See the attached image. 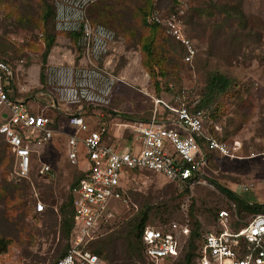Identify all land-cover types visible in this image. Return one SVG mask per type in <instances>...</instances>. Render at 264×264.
I'll list each match as a JSON object with an SVG mask.
<instances>
[{
    "label": "rangeland",
    "instance_id": "obj_1",
    "mask_svg": "<svg viewBox=\"0 0 264 264\" xmlns=\"http://www.w3.org/2000/svg\"><path fill=\"white\" fill-rule=\"evenodd\" d=\"M48 1L53 8L55 0ZM107 1L118 0H96L86 11L87 18L91 21L97 7ZM131 1L126 2L131 6L124 3L131 11L126 10L122 26L97 20L115 33L111 50L97 62L100 69L121 79L113 86L110 106L83 105L68 109L57 103L53 87L47 83H52L54 70L60 67L73 70L75 75L80 68H86L70 32L56 30L54 18L46 22L43 0H0V56L19 69L16 97L24 100L31 111L56 118V126L63 125L68 133V119L73 114L80 113L93 127L100 123L114 132L118 129L116 124L130 121L129 117L150 118L157 97L170 101L185 91L188 100L203 101L212 75L218 73L231 82L226 93L216 100L212 97V102L204 101V106L216 111L214 126L218 124L221 130L214 129V132L227 143L234 157L214 155L202 175L206 183L189 191H181L156 173L130 174L124 198L115 205L114 217L100 222L97 232V242L112 241L107 244L105 255H101L108 264H144L140 259L127 262L130 253L125 241L142 209L150 208L148 226L160 224L163 218L167 223L188 220L191 225L197 220L208 232L215 212L230 201L214 183L231 191L248 184L252 192L246 194L251 195L253 202L264 203V0ZM150 3L159 6L163 17L172 14L174 9L180 10L185 36L196 49L192 62H185V49L174 42L177 65L171 68L155 61V77L145 67L147 58L141 44L151 36V30L144 25L143 13L138 9L139 6L146 9ZM48 35L54 36V44L44 66L43 89L50 96L39 94L43 90L41 85L33 84L32 71L27 73L30 68L43 66ZM156 35L158 39H167L164 33ZM163 68L167 69L165 77L161 75ZM51 97L59 104L58 108L46 107ZM122 129L120 137L130 141L132 135L128 130L123 133ZM67 147V138L60 135L41 147L42 161L53 166L58 178L50 181L39 177L36 170L43 162H37L28 183L13 176L11 155L0 138V234L8 240L7 250L0 253V264H54L70 248V237L61 228L59 207L67 200L72 180L80 168L70 165ZM24 184L27 187L24 199L12 190L6 196L2 189ZM247 195L242 194L245 201L251 199ZM34 199L46 204L45 214L34 212ZM89 250L94 248L91 246Z\"/></svg>",
    "mask_w": 264,
    "mask_h": 264
},
{
    "label": "built area",
    "instance_id": "obj_2",
    "mask_svg": "<svg viewBox=\"0 0 264 264\" xmlns=\"http://www.w3.org/2000/svg\"><path fill=\"white\" fill-rule=\"evenodd\" d=\"M96 0H55L56 30L81 32L85 46L83 60L86 68L54 70L51 85L57 103L66 106L108 108L113 98V86L121 82L116 76L98 67V61L111 50L115 33L102 25H93L86 16L88 7ZM181 14V15H180ZM152 20L166 29L186 51L185 62L196 55L193 43L185 36L182 12L166 17L158 12ZM176 105L163 104L168 117L158 118L157 109L147 119H131L121 125L131 140L122 136L119 142L105 125L97 127L73 114L68 119V133L57 127L43 112H34L16 97L15 72L7 61L0 59V135L14 157L13 176L29 179L33 162H43L41 147L51 144L56 136L67 138V158L79 167L82 178L70 188L74 209L75 232L68 251L56 264H108L91 252L88 245L98 236L100 222L114 217L115 205L125 195L124 182L128 174L147 171L162 175L178 189L193 190L200 184V169L206 163L202 140L208 150L234 157L226 143L209 139L205 133L211 124L209 114L198 108L200 100H188L186 92L176 97ZM162 103L156 100L158 106ZM216 128V127H215ZM123 140L124 142H120ZM122 143L121 145H119ZM38 176L50 181L57 171L43 162ZM36 213H44L41 200L34 204ZM191 234L190 221L146 226L142 244L150 264H169L180 254ZM197 264H264V213L240 218L235 206L218 211L214 226L204 232Z\"/></svg>",
    "mask_w": 264,
    "mask_h": 264
},
{
    "label": "trees",
    "instance_id": "obj_3",
    "mask_svg": "<svg viewBox=\"0 0 264 264\" xmlns=\"http://www.w3.org/2000/svg\"><path fill=\"white\" fill-rule=\"evenodd\" d=\"M43 1H44V6H46L45 7L46 8V17H47L46 22L48 23V22L52 21L54 18V27H55V22H56L55 4H54V2H52L53 8H51V5L49 4L48 0H43ZM130 1L131 0H118V1H107V2L101 3L97 7L96 11L94 12L95 14H93L94 15L93 19L91 18L93 25L105 26L102 23L98 22L97 20H100V21L107 20L109 22L108 24H110V25L122 26V23H124L125 22L124 20H126V18H125L126 10H130L127 6H125V4H127L126 2H130ZM131 2L133 4V1H131ZM127 5L131 6L130 4H127ZM158 7L159 6L154 5V3L148 4L146 9H144V8L141 9L140 6L138 7V9L140 11H142V13H143L144 25L151 30V36L145 38V40L142 41L141 44H142V51L144 54H146V58H147L145 67L147 68V70H150V73L152 74L153 77L156 76L155 66L157 64L155 63V61L159 62L158 65H160V63H163L166 65H170V67L172 68V67L177 65V59L173 55V51H175L176 45L178 44L184 50L183 46L178 41H176L174 38H172L171 36H169L166 33V29L162 25H159L158 23H156L152 20L153 14H155L156 12H158V13L160 12ZM127 13H129V12H127ZM179 13H180V10L175 11V9L172 12V14H179ZM66 33H68V32H66ZM157 33H158V35L161 33L162 34L164 33L165 36L167 37V39L165 37L162 39H158V37L156 35ZM68 34L70 35L71 39L74 41V42L73 41L72 42L76 45V47L78 48L81 55H84L85 46H84L83 41H82V39H83L82 33L81 32H70ZM168 39H170V40H168ZM174 42L177 44H175ZM53 44H54V36L48 35V42L46 45V51H45L44 58H43V67L45 66V64L47 62V57L50 53V50H51ZM1 58L2 57L0 56V59ZM166 71H167V69H165V68L161 69V75H163V77H165L167 75ZM168 73H169V71H168ZM41 82H42V84H44V73H42V81ZM207 82H208L207 91L204 93L205 96L203 97V101L200 100L198 108L203 109L205 112H207L209 114V117L211 120V124H209L207 126L206 131H205L207 138L216 139L218 141H223L214 132V129H215L214 123L216 122L215 119L217 117L216 111H213V109H210V108H207V106H204V104H205L204 101H206V100L210 101L212 97H213V99L216 100L219 96L226 93V91L230 87L231 82H230V80L226 79V77H224L223 75H220L218 73L212 75L208 79ZM156 86H157V89L160 90V86L158 83L156 84ZM179 93H181V92H179ZM157 98H159V97H157ZM210 102H212V101H210ZM47 117L53 119L55 124L57 123L56 118H53L52 116H47ZM213 126H214V128H213ZM0 138L3 139V142L5 143L6 148L11 155L12 166H14V157L12 156V154L10 152L9 146L5 142L4 138L1 135H0ZM201 142H202V147L204 148V150L206 152L207 159H211L215 155V153L209 152L206 140H202ZM36 166H37V162L35 161V162H33V166L31 169L29 179H23L20 181L29 183V181L32 179L33 172L36 170V168H35ZM37 172H38V170H36V174L38 175ZM136 172H139V171H136ZM12 174H13V172H12ZM57 178H58V176H57ZM81 178H82V175H81V173H79L75 178H73L72 183L70 185V188L73 187L76 183H78ZM2 189L4 190L6 196H8V194H9L8 191L12 190L14 194H16L18 192L20 199H24V197H25L24 191L27 189V187L25 184L22 185L21 187L11 185L10 187L6 186ZM220 189L231 200H233L235 202L239 212L246 211L249 214H252V213L257 214L259 212L264 213V206H258V207L247 206L241 200V198L237 197V195L232 193L230 190L223 188L221 186H220ZM186 191H189V190L186 189ZM35 202H36V200L34 199V204H35ZM34 204H33V210H34ZM149 210H150V208H147L146 210L142 209L136 215L134 223L131 224L133 226V228H132L133 231L131 230V232H128L126 237H125L128 252L130 253V259L128 257L127 262L133 263V259L134 260L140 259L144 264H150L146 259V256L144 253V247L142 244V235H143V231L146 227V221L149 218ZM218 210L215 212V215L213 216V221L217 215L216 213L218 212ZM34 212L36 213L35 210H34ZM46 212H47V207H46V211L44 213H36V214L43 215ZM59 214L61 216V228H62V230L65 231V236L67 238L70 237V246H71L73 236H74V232H75V219H74V209H73V205H72V196H71L70 189H69V194H68L67 200L59 207ZM160 224H162V225L168 224L167 219L163 218V220L160 221ZM201 227L202 226H201L200 222H198L197 220L191 225V234L187 238L179 256L174 261L170 262L169 264H197V259L199 257V250H200V246L202 245V238L204 235V231ZM7 241L8 240L3 238L0 234V253H4L7 250V248H8ZM97 241H98L97 239H95V241H92L88 245V249H90V247L92 246L94 248V250L93 251L90 250L91 252L98 254L99 256L105 255L106 246H107V244H111L112 241L107 242V243H106V241H102V242H97ZM64 254H62L60 257H62ZM56 262L54 264H56Z\"/></svg>",
    "mask_w": 264,
    "mask_h": 264
},
{
    "label": "crops",
    "instance_id": "obj_4",
    "mask_svg": "<svg viewBox=\"0 0 264 264\" xmlns=\"http://www.w3.org/2000/svg\"><path fill=\"white\" fill-rule=\"evenodd\" d=\"M1 60H4V61H7V60H5V59H1ZM47 61H48V57H47ZM8 63H10V65L13 67V69H14V72H15V83H16V80H18V70L19 69H15V67L13 66V64L11 63V62H9V61H7ZM50 62V61H49ZM50 64V63H49ZM29 70L30 71H32L33 72V74L35 75V77H34V79H33V84H37V85H41V88L43 89L44 88V86H43V84H42V73H44V71H45V68L42 66V67H40V68H38V67H33V68H30V69H28V71H27V73L29 74ZM44 83H45V81H44ZM36 85V86H37ZM16 90H17V86L15 85V92H16ZM17 94H18V92H16ZM39 94H42V95H46V96H50V95H47V93H46V91L43 89V90H41L40 92H39ZM21 98V97H20ZM22 99V98H21ZM176 97H173L170 101H166V100H164V99H159V98H157L156 100H158V101H160V102H162V103H159L158 104V106H156L155 107V109H157V111H158V114H157V116H158V118H161V119H165L166 117H168V110H166L164 107H163V104L164 103H167V104H169V105H176ZM23 100V99H22ZM23 102L26 104V102L23 100ZM154 105H155V103H154ZM51 107V108H58L59 107V104H57L56 103V101L54 100V98L52 99V97H51V99H50V102H49V104H47V106L46 107ZM64 107H66V108H74V107H76V106H72V107H69V106H66V105H64ZM63 111L65 110V109H62ZM153 113H154V110H153V112H152V115H153ZM66 115V114H65ZM70 116V115H69ZM118 117H120V115H118ZM128 118V117H127ZM131 119H137V118H134V117H129L127 120H131ZM149 119V118H148ZM147 120V119H146ZM92 123V122H91ZM90 123V124H91ZM97 124V123H96ZM123 124V123H122ZM122 124H116L117 125V127H118V129H116L114 132L112 131L111 132V130H109V134H110V136H111V138H113V137H115L117 140H115L114 138H113V141H112V143H118L119 142V140H118V138L117 137H119L120 136V130H121V125ZM92 126V125H91ZM59 127H63V125H59ZM93 127V126H92ZM215 129L217 130V132L219 131V130H221V128L219 127V125L218 124H216L215 125ZM63 128H65V127H63ZM219 142H223V143H225L224 141H219ZM227 144V143H226ZM117 145V144H116ZM209 152H211V153H215V155H217V156H220V157H225V158H228V157H226V156H223L221 153H219L218 151H210L209 150ZM205 156H206V163L201 167V171H200V176H199V180L201 181V183L200 184H202V183H206L205 181H203V179H202V175L205 173L204 171L209 167V165H210V162H211V159H207V155H206V152H205ZM213 156V155H212ZM133 173H136V172H133ZM152 173V172H151ZM130 174H132V173H130ZM130 174H128L127 175V177L130 175ZM127 177H126V179H127ZM125 184H126V180H125V182H124V189L126 190V187H125ZM200 184H198V185H200ZM216 186H217V188H219L220 189V186L221 185H219V184H217V183H214ZM196 187V186H195ZM221 187H223V188H226V187H224V186H221ZM240 189H238V190H234V191H231L232 193H234L235 195H237V197H239V198H241V200L247 205V206H250V207H258V206H264V203H255V202H253V198L251 197V195H247L246 193H250V192H252V188H251V186H249L248 184H243V185H240V187H239ZM227 189V188H226ZM221 190V189H220ZM229 190V189H228ZM126 192V191H125ZM225 194V193H224ZM242 194L243 195H247V196H249L251 199L250 200H247V201H245V199H244V196H242ZM226 195V194H225ZM227 196V195H226ZM228 197V196H227ZM228 199H230L229 197H228ZM229 202V204H227L226 206H223V207H221L218 211H220L221 209H229V210H232V205H234L235 206V209H236V213H237V215L240 217V218H242V219H244V218H247V217H250L251 215H254L253 213L252 214H249V213H247L246 211H242V212H239L238 211V209H237V206H236V204H235V202L233 201V200H231L230 199V201H228ZM218 213V212H217ZM216 213V214H217ZM259 213H262V212H259ZM215 219V218H214ZM146 226H148V225H146ZM214 226V221H213V224H212V226L211 227H213ZM212 229V228H211ZM204 231V230H203ZM204 232H206V231H204Z\"/></svg>",
    "mask_w": 264,
    "mask_h": 264
}]
</instances>
